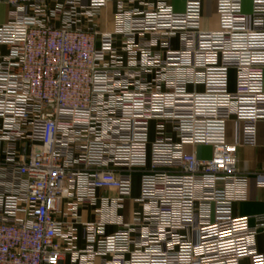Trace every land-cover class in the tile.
<instances>
[{"label": "built area", "instance_id": "1", "mask_svg": "<svg viewBox=\"0 0 264 264\" xmlns=\"http://www.w3.org/2000/svg\"><path fill=\"white\" fill-rule=\"evenodd\" d=\"M0 3V264H264V215L234 216L250 177L264 202V172L236 157L264 121V0ZM135 176L142 213L125 223ZM106 225L117 232L99 236Z\"/></svg>", "mask_w": 264, "mask_h": 264}, {"label": "crops", "instance_id": "2", "mask_svg": "<svg viewBox=\"0 0 264 264\" xmlns=\"http://www.w3.org/2000/svg\"><path fill=\"white\" fill-rule=\"evenodd\" d=\"M83 2L86 0H82ZM170 4L175 12H181L184 7V0H181V6L175 7L170 0ZM9 8L0 3V25L4 24L7 20ZM243 11L245 13L250 11V0H243ZM114 13V6L110 5L106 9L100 12L101 28L104 31H110L112 28V15ZM202 26L205 30H214L217 27L216 17L214 14L213 2L206 1L204 3ZM209 17V18H208ZM231 135L229 128L228 137ZM198 156L206 157L204 149L197 150ZM237 168L241 173L252 176L257 172H264V121H260L256 126V144L253 147H241L237 150ZM139 194V179L133 178L132 192L129 200H126L123 204V208L119 212L121 220L125 223H131L136 218L140 217L142 213V207L135 202ZM98 195H102V192H98ZM108 196L114 197V192L107 193ZM247 201L243 203H237L234 205V216L236 217H249L253 215H264V202L263 191L256 187L255 181L250 177L248 184V196ZM100 202L94 207L82 208L78 212V217L81 223L89 224L94 223L95 215L94 211L99 209ZM117 226L106 225L99 231V236H110L116 233ZM74 247L77 251L83 252L86 250V244L83 240V228L79 225L76 227ZM255 246L258 253L264 256V232L257 235L255 240ZM63 251L65 246H62ZM110 257H95L91 264H106L110 262ZM59 264H87L85 257L79 258L76 261L73 260L71 254L64 252L61 256ZM242 264H248L246 260Z\"/></svg>", "mask_w": 264, "mask_h": 264}, {"label": "rangeland", "instance_id": "3", "mask_svg": "<svg viewBox=\"0 0 264 264\" xmlns=\"http://www.w3.org/2000/svg\"><path fill=\"white\" fill-rule=\"evenodd\" d=\"M172 3L175 7H180L181 6V0H172ZM209 18V17H208Z\"/></svg>", "mask_w": 264, "mask_h": 264}]
</instances>
